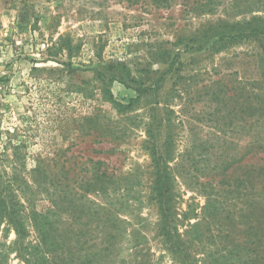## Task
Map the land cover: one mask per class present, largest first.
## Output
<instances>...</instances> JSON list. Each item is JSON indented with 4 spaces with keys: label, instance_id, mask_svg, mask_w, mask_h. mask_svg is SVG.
Returning a JSON list of instances; mask_svg holds the SVG:
<instances>
[{
    "label": "rangeland",
    "instance_id": "1",
    "mask_svg": "<svg viewBox=\"0 0 264 264\" xmlns=\"http://www.w3.org/2000/svg\"><path fill=\"white\" fill-rule=\"evenodd\" d=\"M195 1L0 0V171L30 182L27 257L2 223L0 264L264 256V0ZM166 141L170 212L154 185ZM38 162L69 186L35 187Z\"/></svg>",
    "mask_w": 264,
    "mask_h": 264
},
{
    "label": "trees",
    "instance_id": "2",
    "mask_svg": "<svg viewBox=\"0 0 264 264\" xmlns=\"http://www.w3.org/2000/svg\"><path fill=\"white\" fill-rule=\"evenodd\" d=\"M141 2V0H136V3ZM176 0H151L149 4H151L155 8H169L172 6V3ZM185 1V0H184ZM214 0H196L194 4L197 3V7L193 10L197 13H211L214 11L215 6ZM187 3V2H186ZM257 32V29H252V33ZM250 37V36H248ZM105 83V82H103ZM106 84V83H105ZM105 96L106 99L111 101L114 106L122 107L120 103L116 102L114 100V96L110 89L106 88L105 90ZM129 107H131V103L129 104ZM166 152L164 154H158L156 150L154 149V158H155V164L157 165L158 169V177L154 181L155 185V191L157 192V197L159 198V201L161 203V206L164 211L170 212V206L169 204L173 201V188H174V181L172 179L171 171L173 170L169 163L170 161L168 159L169 156V141H166ZM157 144H154V147H156ZM19 150V148H16ZM14 164L16 165V169L20 167L21 165L18 163V160L14 161ZM24 167V165H23ZM71 168L65 169L66 173H69ZM99 172V170H97ZM51 172V173H50ZM32 182L35 187L38 189H41L43 187H46V190L49 191V186H53L56 188V191L61 188H67L69 185H66V181L68 180L67 177L61 178L59 174H56L55 171H51L48 166L45 165L43 162H38L37 166L32 170ZM106 176L105 172L97 173L96 179L94 180L93 184H89L91 187H95L92 185H97V187L100 184H97L102 180L103 177ZM30 186V182H26L25 180H19L16 176H6V174H3L2 171H0V224L5 223L6 224V230L7 232L13 230L16 235L17 239L15 243L13 244L14 250L18 247V255L20 257L25 258L27 257V251L23 252L21 248H23V240L28 235V228L29 225L27 223L28 214L25 213V206L21 203L20 195L22 193H25L28 191V188ZM20 193V194H19ZM53 201V200H52ZM32 214V220L34 222V225L39 229L41 225L43 224V219L40 218L41 216L38 213H31ZM259 228V227H258ZM258 228H252L254 230H258ZM176 231V228L170 226L169 227V233ZM257 234V233H256ZM255 234V235H256ZM260 235V234H259ZM172 245H178V247H182L181 243L171 241ZM261 245V242L259 243ZM22 252L25 257H23ZM183 252V251H181ZM230 254H232L230 252ZM4 253L0 251V258H4ZM29 255V254H28ZM33 257V255H31ZM27 259V258H26ZM30 259V258H29ZM46 264V258L44 256L37 257L36 263L38 264ZM1 262V261H0ZM253 264H264V256L254 259L252 261ZM183 264H187L183 260Z\"/></svg>",
    "mask_w": 264,
    "mask_h": 264
}]
</instances>
